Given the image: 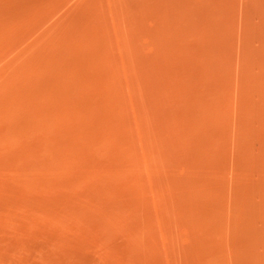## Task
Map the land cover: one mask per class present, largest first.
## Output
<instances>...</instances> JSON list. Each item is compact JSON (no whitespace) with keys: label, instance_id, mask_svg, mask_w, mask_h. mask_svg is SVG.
<instances>
[{"label":"rangeland","instance_id":"rangeland-1","mask_svg":"<svg viewBox=\"0 0 264 264\" xmlns=\"http://www.w3.org/2000/svg\"><path fill=\"white\" fill-rule=\"evenodd\" d=\"M0 264H264V0H0Z\"/></svg>","mask_w":264,"mask_h":264}]
</instances>
